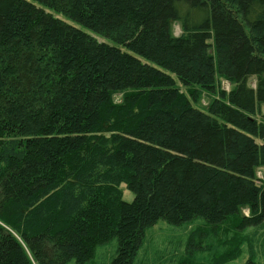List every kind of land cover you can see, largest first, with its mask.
<instances>
[{
    "label": "trees",
    "instance_id": "1",
    "mask_svg": "<svg viewBox=\"0 0 264 264\" xmlns=\"http://www.w3.org/2000/svg\"><path fill=\"white\" fill-rule=\"evenodd\" d=\"M34 1L0 0V264L241 255L231 233L264 220V0ZM161 221L189 228L156 262Z\"/></svg>",
    "mask_w": 264,
    "mask_h": 264
},
{
    "label": "rangeland",
    "instance_id": "2",
    "mask_svg": "<svg viewBox=\"0 0 264 264\" xmlns=\"http://www.w3.org/2000/svg\"><path fill=\"white\" fill-rule=\"evenodd\" d=\"M34 1V0H32ZM35 2V1H34ZM38 7L43 8L47 12L53 14L55 17L69 23L70 25L82 29L83 31L87 32L88 34L97 38L100 42H106L111 45H115L112 41L93 33L92 31L84 28L83 26L79 25L71 21L70 19L66 18L64 15L57 13L54 10H51L38 2H35ZM181 30L178 26L175 28V34L177 36L181 35ZM143 60V59H142ZM145 62V60L143 61ZM178 87H180L184 92H186V88L183 87L182 83L179 81L176 75H171ZM251 85H255V80L251 81ZM222 87L229 92L231 90L230 83L223 81ZM207 97V96H206ZM204 102H207V98L204 99ZM261 176V174H260ZM122 190L124 194V200L127 202H131L134 199V193L127 189L125 185H122ZM244 216H249V211L245 210L243 212ZM197 222V221H196ZM196 222H194L196 224ZM234 225V224H233ZM167 223L161 221V223L157 224L149 234L150 239L146 245V249L148 251H153L150 257L152 260H156V262H163L162 260L165 256L170 255L172 251H176L179 245L185 244L186 240V231L188 230L189 226L183 225L179 227H169ZM150 231V230H149ZM236 234L237 237L235 236ZM231 236L236 237L235 244L239 247L241 255L237 258L231 260L227 264H264V220L258 224L253 226H248L244 230L236 229L234 233H231ZM113 242H116L115 240ZM113 243H108L105 246H100L97 249L95 259L93 264H110V258L112 256V251L114 249ZM177 254V253H176ZM68 264H76L75 262H69ZM162 264V263H157Z\"/></svg>",
    "mask_w": 264,
    "mask_h": 264
}]
</instances>
